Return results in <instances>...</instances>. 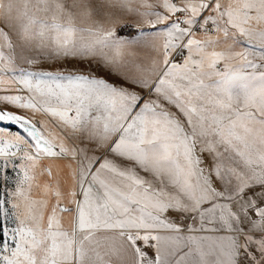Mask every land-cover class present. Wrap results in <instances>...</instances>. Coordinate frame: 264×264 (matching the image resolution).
Masks as SVG:
<instances>
[{"label": "snow or ice", "instance_id": "obj_1", "mask_svg": "<svg viewBox=\"0 0 264 264\" xmlns=\"http://www.w3.org/2000/svg\"><path fill=\"white\" fill-rule=\"evenodd\" d=\"M0 125V264H264V0H0Z\"/></svg>", "mask_w": 264, "mask_h": 264}, {"label": "rangeland", "instance_id": "obj_2", "mask_svg": "<svg viewBox=\"0 0 264 264\" xmlns=\"http://www.w3.org/2000/svg\"><path fill=\"white\" fill-rule=\"evenodd\" d=\"M120 30H123V32H130L132 30H137L138 31V29L135 28V27H131V26L124 27L123 25H121L120 27H118V31H120ZM128 39H131V38H128ZM98 74H101L102 75L103 73H98ZM0 126H3V125H0ZM7 127H9V129L11 131H17L18 130L17 129V126H15V125H8Z\"/></svg>", "mask_w": 264, "mask_h": 264}, {"label": "trees", "instance_id": "obj_3", "mask_svg": "<svg viewBox=\"0 0 264 264\" xmlns=\"http://www.w3.org/2000/svg\"><path fill=\"white\" fill-rule=\"evenodd\" d=\"M120 31H122L123 36H133L135 34V31L134 30H132L130 32H123V30H120Z\"/></svg>", "mask_w": 264, "mask_h": 264}, {"label": "crops", "instance_id": "obj_4", "mask_svg": "<svg viewBox=\"0 0 264 264\" xmlns=\"http://www.w3.org/2000/svg\"><path fill=\"white\" fill-rule=\"evenodd\" d=\"M134 31H135V34L133 36H123V38H125V39H128V38L134 39L135 36H136L137 30H134Z\"/></svg>", "mask_w": 264, "mask_h": 264}]
</instances>
